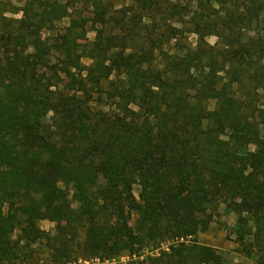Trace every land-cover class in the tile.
I'll return each instance as SVG.
<instances>
[{"label": "trees", "instance_id": "16d2710c", "mask_svg": "<svg viewBox=\"0 0 264 264\" xmlns=\"http://www.w3.org/2000/svg\"><path fill=\"white\" fill-rule=\"evenodd\" d=\"M20 1L0 18V264L42 245L51 264H225L196 240L222 200L264 255V0Z\"/></svg>", "mask_w": 264, "mask_h": 264}, {"label": "rangeland", "instance_id": "374dc122", "mask_svg": "<svg viewBox=\"0 0 264 264\" xmlns=\"http://www.w3.org/2000/svg\"><path fill=\"white\" fill-rule=\"evenodd\" d=\"M116 10H121L124 6H130L131 2L129 0H108ZM174 3H182L184 0H170ZM24 4L20 0H0V18L6 17L11 19H20L22 14H13L10 11L14 10L15 8L21 9ZM69 20H64L58 26L63 28L67 26ZM256 35L260 32L264 35V22L263 24L259 25L255 29ZM45 36H48L46 33ZM96 33L90 32L88 36L83 39V42L93 41L95 39ZM188 46L195 48L198 46V37L196 35H191L186 41ZM208 42L215 46L219 40L216 37H209ZM85 65H90L91 61L88 59H84ZM245 66V65H243ZM244 68V67H243ZM248 68H250L248 66ZM247 68V69H248ZM245 69V68H244ZM248 84V82H246ZM258 100L260 103H256V107L259 109L264 110V94H259ZM211 109L215 108V102H211L210 106ZM51 116V115H50ZM51 118V117H50ZM50 118H48L49 124H51ZM261 135L264 138V125H261ZM254 152L256 151L255 146H250L247 149H243L242 152ZM140 194V187L135 186V195L139 198ZM214 221L210 227V229L200 234L197 237V241L201 244L210 246L215 249L216 253L221 256L225 262V264H264V255L261 253L254 254L253 256H247L241 251V247L236 241L235 230L237 228V219L238 216L231 211L228 207V204L224 202V200L220 201L218 206L215 210ZM137 216H133L130 218V223L133 224L134 220ZM40 227L46 231L47 233L54 234L56 230V224L50 221H43L40 223ZM37 260L39 264H51L46 252V247L44 245L37 246ZM131 261L129 256H123L118 258L112 262H101L99 260H90L87 262H81V264H127Z\"/></svg>", "mask_w": 264, "mask_h": 264}]
</instances>
